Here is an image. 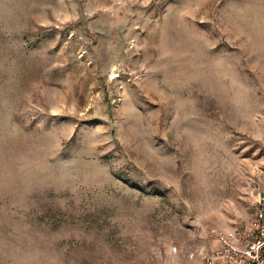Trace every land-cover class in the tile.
Masks as SVG:
<instances>
[{"label": "rangeland", "instance_id": "1", "mask_svg": "<svg viewBox=\"0 0 264 264\" xmlns=\"http://www.w3.org/2000/svg\"><path fill=\"white\" fill-rule=\"evenodd\" d=\"M253 182L264 0H0V264H202Z\"/></svg>", "mask_w": 264, "mask_h": 264}, {"label": "built area", "instance_id": "2", "mask_svg": "<svg viewBox=\"0 0 264 264\" xmlns=\"http://www.w3.org/2000/svg\"><path fill=\"white\" fill-rule=\"evenodd\" d=\"M250 204L248 225L233 224L209 233L206 247L190 250L186 257H199L202 264H264V182H253Z\"/></svg>", "mask_w": 264, "mask_h": 264}]
</instances>
